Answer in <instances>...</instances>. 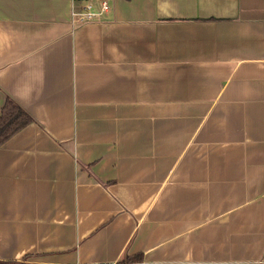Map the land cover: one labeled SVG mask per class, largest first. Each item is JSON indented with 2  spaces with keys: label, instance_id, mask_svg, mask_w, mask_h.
<instances>
[{
  "label": "crops",
  "instance_id": "crops-1",
  "mask_svg": "<svg viewBox=\"0 0 264 264\" xmlns=\"http://www.w3.org/2000/svg\"><path fill=\"white\" fill-rule=\"evenodd\" d=\"M0 0V264H264V0Z\"/></svg>",
  "mask_w": 264,
  "mask_h": 264
},
{
  "label": "trees",
  "instance_id": "trees-1",
  "mask_svg": "<svg viewBox=\"0 0 264 264\" xmlns=\"http://www.w3.org/2000/svg\"><path fill=\"white\" fill-rule=\"evenodd\" d=\"M31 124L30 116L11 100H8L0 111V148ZM141 261V256H135L124 258L118 264H135Z\"/></svg>",
  "mask_w": 264,
  "mask_h": 264
},
{
  "label": "built area",
  "instance_id": "built-area-1",
  "mask_svg": "<svg viewBox=\"0 0 264 264\" xmlns=\"http://www.w3.org/2000/svg\"><path fill=\"white\" fill-rule=\"evenodd\" d=\"M74 22L78 25L101 23L110 12V4L104 0H73Z\"/></svg>",
  "mask_w": 264,
  "mask_h": 264
}]
</instances>
